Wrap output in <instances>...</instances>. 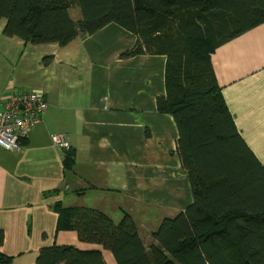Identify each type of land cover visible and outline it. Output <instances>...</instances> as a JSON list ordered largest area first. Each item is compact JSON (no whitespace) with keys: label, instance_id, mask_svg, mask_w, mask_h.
Returning <instances> with one entry per match:
<instances>
[{"label":"crops","instance_id":"1","mask_svg":"<svg viewBox=\"0 0 264 264\" xmlns=\"http://www.w3.org/2000/svg\"><path fill=\"white\" fill-rule=\"evenodd\" d=\"M5 24L0 18V109L9 95L28 90L42 91L47 108L18 150L0 147V254L34 264L43 246L99 247L56 230L57 202L98 209L115 222L126 212L147 245L163 218L193 200L175 150L176 124L156 106L165 93V56L121 57L137 38L115 23L63 46L6 36ZM211 63L241 137L264 167V21L218 46ZM58 132L74 151L69 170L50 139Z\"/></svg>","mask_w":264,"mask_h":264},{"label":"trees","instance_id":"2","mask_svg":"<svg viewBox=\"0 0 264 264\" xmlns=\"http://www.w3.org/2000/svg\"><path fill=\"white\" fill-rule=\"evenodd\" d=\"M0 18L6 36L60 46L115 23L137 38L121 57L164 55L165 93L156 106L176 124L175 150L193 196L162 219L147 245L126 212L115 222L95 208L54 203L56 230L99 247L43 246L34 264H107L101 248L117 264H264V167L241 137L211 63L218 46L264 21V0H0ZM73 158L69 148L65 169ZM12 258L0 254V264Z\"/></svg>","mask_w":264,"mask_h":264},{"label":"built area","instance_id":"3","mask_svg":"<svg viewBox=\"0 0 264 264\" xmlns=\"http://www.w3.org/2000/svg\"><path fill=\"white\" fill-rule=\"evenodd\" d=\"M46 108L42 91L28 90L9 95L0 109V147L8 151L18 150L27 139L29 130L41 121ZM50 139L63 153L69 150L66 133H52Z\"/></svg>","mask_w":264,"mask_h":264},{"label":"rangeland","instance_id":"4","mask_svg":"<svg viewBox=\"0 0 264 264\" xmlns=\"http://www.w3.org/2000/svg\"><path fill=\"white\" fill-rule=\"evenodd\" d=\"M78 11H79L78 8H77V10H75V8L72 9V10H71V13H70V16H71V17H75V16H77V14H79Z\"/></svg>","mask_w":264,"mask_h":264},{"label":"water","instance_id":"5","mask_svg":"<svg viewBox=\"0 0 264 264\" xmlns=\"http://www.w3.org/2000/svg\"><path fill=\"white\" fill-rule=\"evenodd\" d=\"M246 264H249V263L246 261Z\"/></svg>","mask_w":264,"mask_h":264}]
</instances>
